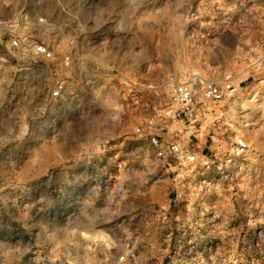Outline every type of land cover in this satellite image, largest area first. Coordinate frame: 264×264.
Wrapping results in <instances>:
<instances>
[{
  "label": "rangeland",
  "instance_id": "1",
  "mask_svg": "<svg viewBox=\"0 0 264 264\" xmlns=\"http://www.w3.org/2000/svg\"><path fill=\"white\" fill-rule=\"evenodd\" d=\"M0 264H264V0H0Z\"/></svg>",
  "mask_w": 264,
  "mask_h": 264
},
{
  "label": "built area",
  "instance_id": "2",
  "mask_svg": "<svg viewBox=\"0 0 264 264\" xmlns=\"http://www.w3.org/2000/svg\"><path fill=\"white\" fill-rule=\"evenodd\" d=\"M24 44L29 46L31 53L36 58H41L43 61H49L52 59V51L49 48L36 40L24 39ZM10 45L17 48L20 45L18 38H12ZM68 56L63 58L65 65L68 64ZM231 84L229 81H225L223 85L207 84L202 88L201 99L203 101L211 102L212 104H219L223 102L229 92L232 91ZM62 85L58 83L55 88L51 91L50 97L57 98L61 93ZM171 98L175 104L179 106L181 117L186 120L193 122V112L195 106L200 102L195 97L194 90L186 84H178L171 90ZM147 141L154 151L155 157L158 159L164 158L166 151L170 153L178 162L180 166L192 165L195 162V157L188 150L182 149L176 143H169L167 145L155 134H148ZM247 145L242 138L236 137L233 141V146L226 158V162L239 158L246 151ZM180 194H178V197ZM123 260V256L119 258Z\"/></svg>",
  "mask_w": 264,
  "mask_h": 264
}]
</instances>
